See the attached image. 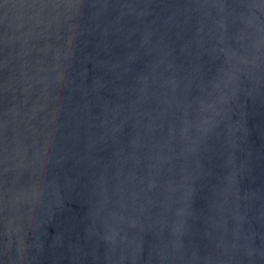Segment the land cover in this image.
Instances as JSON below:
<instances>
[{"label": "water", "instance_id": "water-1", "mask_svg": "<svg viewBox=\"0 0 264 264\" xmlns=\"http://www.w3.org/2000/svg\"><path fill=\"white\" fill-rule=\"evenodd\" d=\"M0 264H264V0H0Z\"/></svg>", "mask_w": 264, "mask_h": 264}]
</instances>
